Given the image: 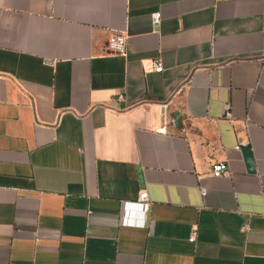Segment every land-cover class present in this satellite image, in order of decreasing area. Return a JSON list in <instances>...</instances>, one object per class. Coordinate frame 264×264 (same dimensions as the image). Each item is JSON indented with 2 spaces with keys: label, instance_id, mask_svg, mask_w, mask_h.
Instances as JSON below:
<instances>
[{
  "label": "crops",
  "instance_id": "1",
  "mask_svg": "<svg viewBox=\"0 0 264 264\" xmlns=\"http://www.w3.org/2000/svg\"><path fill=\"white\" fill-rule=\"evenodd\" d=\"M0 264H264V0H0Z\"/></svg>",
  "mask_w": 264,
  "mask_h": 264
},
{
  "label": "built area",
  "instance_id": "2",
  "mask_svg": "<svg viewBox=\"0 0 264 264\" xmlns=\"http://www.w3.org/2000/svg\"><path fill=\"white\" fill-rule=\"evenodd\" d=\"M160 18L161 17L159 14L154 16L153 21L155 25L159 23ZM106 48L110 53L124 55L126 52V37L123 35H111L108 38ZM148 68H150V70L155 73H162L163 71V65L161 61H152ZM236 149L239 150V146L236 147ZM211 174L213 177L219 178L223 175L228 174V167L225 163H216L212 166ZM150 207L151 203L147 191H142L140 193L138 201L124 203L121 214L122 226L145 228V217L148 214ZM134 217H137V219H134ZM195 238L196 233H193L189 241L193 243L195 241Z\"/></svg>",
  "mask_w": 264,
  "mask_h": 264
},
{
  "label": "water",
  "instance_id": "3",
  "mask_svg": "<svg viewBox=\"0 0 264 264\" xmlns=\"http://www.w3.org/2000/svg\"><path fill=\"white\" fill-rule=\"evenodd\" d=\"M239 150L241 151L242 153V156H243V159H244V162H245V165H246V169H247V172L249 174H255V165H254V158H253V155H252V150H251V147L249 145H245V146H240L239 147ZM138 172H140V169H138ZM149 213V211H148ZM148 221V219H147Z\"/></svg>",
  "mask_w": 264,
  "mask_h": 264
}]
</instances>
